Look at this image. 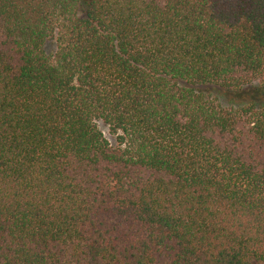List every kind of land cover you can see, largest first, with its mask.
I'll list each match as a JSON object with an SVG mask.
<instances>
[{
  "label": "trees",
  "instance_id": "obj_1",
  "mask_svg": "<svg viewBox=\"0 0 264 264\" xmlns=\"http://www.w3.org/2000/svg\"><path fill=\"white\" fill-rule=\"evenodd\" d=\"M255 81L264 0H0V264H264Z\"/></svg>",
  "mask_w": 264,
  "mask_h": 264
},
{
  "label": "rangeland",
  "instance_id": "obj_2",
  "mask_svg": "<svg viewBox=\"0 0 264 264\" xmlns=\"http://www.w3.org/2000/svg\"><path fill=\"white\" fill-rule=\"evenodd\" d=\"M256 86H258V82H254V86L252 89L248 90L247 93L245 94H239V93H226V94H220L217 93L220 97V100L222 101L223 104H229L231 102L236 103L240 101H264V87L262 89L256 90L254 89ZM213 94H216L215 91H213ZM101 129L104 131L105 135L109 137L107 134V129L106 127H103L100 124Z\"/></svg>",
  "mask_w": 264,
  "mask_h": 264
}]
</instances>
